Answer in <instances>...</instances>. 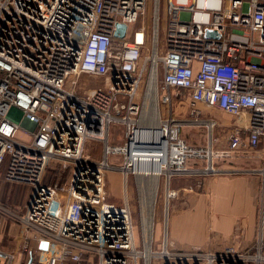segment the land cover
Instances as JSON below:
<instances>
[{
    "label": "built area",
    "instance_id": "built-area-1",
    "mask_svg": "<svg viewBox=\"0 0 264 264\" xmlns=\"http://www.w3.org/2000/svg\"><path fill=\"white\" fill-rule=\"evenodd\" d=\"M152 1L154 31L144 57L150 39L138 23L149 0H0V172L4 182L30 189L21 215L0 205V215L25 232L19 253L0 248V264H264V169L253 171L262 190L248 249L181 250L167 231L176 179L226 173L217 161L250 159L264 144V0H221L219 10L208 0L201 8L198 0ZM119 24L127 27L123 39L115 38ZM182 96L190 120L174 114ZM199 106L238 118L226 149L214 150L216 123L203 119ZM114 124L123 136L111 146ZM185 125L206 127L210 148L193 149L182 137ZM21 128L31 142L17 139ZM92 141L104 146L103 160L86 154ZM109 170L124 177L122 206L107 199ZM159 206L166 229L155 251Z\"/></svg>",
    "mask_w": 264,
    "mask_h": 264
},
{
    "label": "rangeland",
    "instance_id": "rangeland-1",
    "mask_svg": "<svg viewBox=\"0 0 264 264\" xmlns=\"http://www.w3.org/2000/svg\"><path fill=\"white\" fill-rule=\"evenodd\" d=\"M180 4H186L187 0H178ZM221 0H208V5L210 10H219L221 7ZM203 5V0H198V6L201 8ZM154 5L153 1L149 0L146 14L138 23V27L142 24L146 27L148 36H149V48L146 51L144 57L148 56L150 53V43L152 41L153 31H154ZM205 21H208L210 18V13L204 15ZM197 19L201 18V15L198 14ZM165 14L162 12V22L160 27V36H159V47H160V55L163 54V49L165 46ZM150 68V67H149ZM94 86H98L99 83L94 81ZM79 91L84 93L86 86L81 83L79 85ZM189 107V100L185 98V96L179 97L173 105V111L175 116H180L182 118L189 119V115L187 113ZM183 108V109H181ZM202 111V118L207 120H212L216 123L213 131V138L216 140L214 142V150L221 151L227 148V133L231 129V127L237 122L238 118L232 117L230 115L224 113H217L214 111H209L199 106ZM163 110L164 116L166 115L165 109ZM123 136V127L118 124H114L110 127V140L109 145L113 146L118 144L120 141L116 138V136ZM212 136L211 132L204 126H192L185 125L182 131V137L187 141V143L193 148L197 150H207L210 148V137ZM17 139L23 142H31L32 135L29 134L24 128H21L20 131L16 135ZM104 146L98 142H89L86 148V154L91 156L95 161H101L104 159L103 154ZM116 157L110 156L109 161L111 164L115 166H119V162H115ZM198 164L204 165V162L197 160ZM219 167H233L242 170H263L264 169V144H261L257 153L251 157L250 159L235 157L234 159L229 160H220L217 161ZM190 166H196L195 161H191L189 163ZM54 167L58 168L57 165ZM48 182L52 181L51 176H49ZM203 180L202 176L190 175L183 176L181 178L176 179L174 181L172 187L177 191V197L173 199L169 206V220H167V231L169 241L174 239L173 230L175 227V222L177 223V219L175 218L176 212L185 211L190 208V203L194 199H197L198 195L204 191L203 188ZM135 180L133 177L129 179V192L131 194V210L132 216L134 220V228H135V238L138 245V249H142L140 246L141 242V215L140 209L137 201V194L135 193ZM106 190H107V199L110 203H113L118 206H122L125 204L124 198V177L119 171L109 170L106 174ZM164 189V179L161 181L160 192L162 193ZM30 189L19 185V184H10L6 183L3 180V171L0 172V205L9 209L12 212H15L21 215L25 212L26 205L29 201ZM194 198V199H193ZM161 200V199H160ZM161 208H158V214L156 217L155 223V235H154V249L158 251L161 249L162 243L164 241V230L166 229V221L163 219L161 214ZM184 225H181L178 228V239H186L189 241H194L199 238L198 227L196 225L191 224L190 230L188 231H180ZM24 229L23 227L9 219L8 217H3L0 215V248L6 251H11L14 253H19V251L24 246ZM188 237V238H187ZM177 248V247H176ZM241 249V248H238ZM16 264V263H15ZM156 264V263H155Z\"/></svg>",
    "mask_w": 264,
    "mask_h": 264
},
{
    "label": "crops",
    "instance_id": "crops-1",
    "mask_svg": "<svg viewBox=\"0 0 264 264\" xmlns=\"http://www.w3.org/2000/svg\"><path fill=\"white\" fill-rule=\"evenodd\" d=\"M219 168L227 172L204 177V191L193 198L188 210L175 213L177 223L170 241L174 247L207 251L234 245L245 250L255 241L262 177L253 173L258 170ZM191 224L198 227L199 238L178 239V228L184 225L179 232L188 231Z\"/></svg>",
    "mask_w": 264,
    "mask_h": 264
},
{
    "label": "water",
    "instance_id": "water-1",
    "mask_svg": "<svg viewBox=\"0 0 264 264\" xmlns=\"http://www.w3.org/2000/svg\"><path fill=\"white\" fill-rule=\"evenodd\" d=\"M126 30H127V27L125 25H120V24L117 25V31L115 33V38L123 39L124 36H125ZM208 34H209V36H213L214 35V33H212V32L208 33ZM43 247L46 248V245H44Z\"/></svg>",
    "mask_w": 264,
    "mask_h": 264
},
{
    "label": "trees",
    "instance_id": "trees-1",
    "mask_svg": "<svg viewBox=\"0 0 264 264\" xmlns=\"http://www.w3.org/2000/svg\"><path fill=\"white\" fill-rule=\"evenodd\" d=\"M57 173H58V172H56V174H57ZM56 174H54V175H56ZM54 175H52V176H53V179H55Z\"/></svg>",
    "mask_w": 264,
    "mask_h": 264
},
{
    "label": "bare ground",
    "instance_id": "bare-ground-1",
    "mask_svg": "<svg viewBox=\"0 0 264 264\" xmlns=\"http://www.w3.org/2000/svg\"><path fill=\"white\" fill-rule=\"evenodd\" d=\"M139 40H141V36H139ZM212 130V129H211ZM152 185H153V183H152Z\"/></svg>",
    "mask_w": 264,
    "mask_h": 264
}]
</instances>
